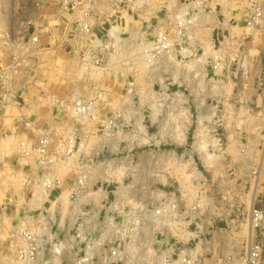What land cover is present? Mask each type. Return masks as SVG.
I'll list each match as a JSON object with an SVG mask.
<instances>
[{"label": "rangeland", "instance_id": "obj_1", "mask_svg": "<svg viewBox=\"0 0 264 264\" xmlns=\"http://www.w3.org/2000/svg\"><path fill=\"white\" fill-rule=\"evenodd\" d=\"M121 7L107 11L100 27H123L120 32L127 43L120 47L122 60L111 59L108 67L92 77L94 71L86 73L74 58L77 47L69 42L58 46L52 20L40 18L44 31L51 35L46 40L53 47L24 85L33 104L31 111L27 107L26 113H19L16 106L0 109V154L15 152L11 131L21 129L23 114L35 128H45L52 136L64 130L70 114L47 106L46 95H91L97 104L98 127L114 110L122 109L117 136L108 144L92 137L81 160L93 170L91 191L99 189L102 195L98 207L86 210L116 216L112 225L116 237L104 239L97 233L79 245L74 240L65 260L56 261L75 263L74 251L85 250V245L93 249L95 243L86 264H180L182 255L198 264L231 263L243 256L249 240L250 206L264 212V21L255 30L234 32L242 36L241 41L225 49L226 62L218 75L210 70L209 61L204 63V73L194 63L184 69L164 63L161 70L152 72L135 56L141 20L131 13L124 17ZM24 12L6 17L10 30L28 19ZM100 31L98 28L97 33ZM153 32H145V39H151ZM215 35L216 31L214 39ZM140 125L146 130L142 141L136 137L139 130L135 126ZM160 127L166 137L174 139H161ZM195 134L204 142L195 140ZM11 162L7 161V170L0 166L5 179L0 188V217L10 221L3 236L15 227L18 216L32 213L41 201L38 195L29 201L19 179H10ZM18 168L15 165V170ZM66 168H57L60 176ZM103 169L108 172L104 174ZM116 188H122L118 197L113 196ZM59 199L65 202L66 195L61 193ZM171 202H175L174 209L167 208ZM65 213L68 209L60 204L50 208L56 218L52 232L61 237L67 232L62 223ZM256 233L262 243L258 264H264V222Z\"/></svg>", "mask_w": 264, "mask_h": 264}, {"label": "built area", "instance_id": "obj_2", "mask_svg": "<svg viewBox=\"0 0 264 264\" xmlns=\"http://www.w3.org/2000/svg\"><path fill=\"white\" fill-rule=\"evenodd\" d=\"M117 5H122L120 13L124 17L131 13L141 20L142 30H139L134 42L135 56H141L152 72L161 70L164 63L181 66V69L187 68L186 64L194 63L200 73H204L207 70L204 63L209 61L210 70L218 75L226 62L225 49L234 45L232 42L238 44L241 41L242 36L234 32L241 28L255 30L264 21V0H29L28 3L25 0H0V109L16 106L14 109L19 113H26L27 107H31L29 111L32 109L33 104L26 97L24 85L31 71L53 47L48 41L50 32H45L41 26L43 19L47 22L52 20V29L58 33V46L69 42L77 47L74 58L86 73L105 69L111 59L121 61L120 47L127 43L120 32L123 27L119 24L100 27V22L108 17L107 11H112ZM18 8L23 10L16 12ZM24 11L29 14L28 19L11 31L6 17ZM151 15H154L155 24ZM204 21L208 23L204 24ZM113 26L118 28L117 33L110 31ZM98 28L103 31L97 33ZM147 31L154 32L151 39L146 40L144 34ZM214 31L217 33L215 39ZM216 44L218 49L213 51ZM194 74H198L197 69ZM44 100L52 109L66 110L70 114V122L56 137L45 128H35L29 117L23 114L21 129L11 131L15 152L13 155L11 151L6 155L0 154L4 161L0 166L7 170V161L10 164L13 161L10 179H19L21 190L29 193V201L37 195L41 201L38 207L32 208V213L28 211L18 216L15 227L9 229V235L3 236V231L8 228L7 225L10 226V221L0 217V264H61L56 258L65 260L72 251L71 243L74 240H78L79 245L91 234L102 233L99 237L104 239L116 237L112 229L116 216L86 210L87 207H98L102 195L99 189L94 193L91 191L93 179L90 175L93 170L82 165L81 160L86 154L89 139L98 137L102 144H108L117 136L118 129L122 127V109L114 110L98 127L95 124L98 123L97 104L91 95H46ZM211 110L216 109L212 107ZM139 127L135 126L139 130L136 137L142 141L146 138V130L143 125ZM158 136L161 139H174L166 137L161 127ZM193 138L204 142L196 134ZM217 141L220 140L217 138ZM15 165L19 167L17 170ZM63 166L67 168L65 174L60 176L57 168ZM103 172L106 174L108 169H103ZM4 181L2 176L0 188ZM121 189L116 188L113 196L118 197ZM61 193L66 195L65 202L59 199ZM174 203L171 202L167 208L170 206L174 209ZM57 204L68 209L62 219L67 232L62 237L52 232L56 218L50 214V208ZM263 222L264 212L250 206V237L243 256L231 263L219 261L218 264H258L262 243L257 239L256 231ZM71 230L74 232L71 233ZM2 237L6 247L2 246ZM84 249L74 251L77 261L72 264H86V256L91 255L93 249L86 245ZM179 262L198 264L184 255Z\"/></svg>", "mask_w": 264, "mask_h": 264}, {"label": "bare ground", "instance_id": "obj_3", "mask_svg": "<svg viewBox=\"0 0 264 264\" xmlns=\"http://www.w3.org/2000/svg\"><path fill=\"white\" fill-rule=\"evenodd\" d=\"M114 30H115L116 33L118 32V28L113 26V27L111 28L110 31H114ZM116 37H117V36H116ZM138 57H140V61H141V62H144L141 56H138ZM138 57H137V58H138ZM136 60H137V59H136ZM97 71H98V70H96V71H94V72H91V74H90L89 77H92L93 74L97 75V74L99 73V72L97 73ZM7 142H8V141H7ZM3 143H4V142H2V144H3ZM202 147H203V145H202ZM209 156H210V154H209ZM38 196H39V195H38ZM39 198H40V197H39ZM34 205H37L36 200H35V202H34Z\"/></svg>", "mask_w": 264, "mask_h": 264}, {"label": "crops", "instance_id": "obj_4", "mask_svg": "<svg viewBox=\"0 0 264 264\" xmlns=\"http://www.w3.org/2000/svg\"><path fill=\"white\" fill-rule=\"evenodd\" d=\"M30 90H31V88H29V90H28L29 93L31 92ZM26 94H27V91H26Z\"/></svg>", "mask_w": 264, "mask_h": 264}]
</instances>
